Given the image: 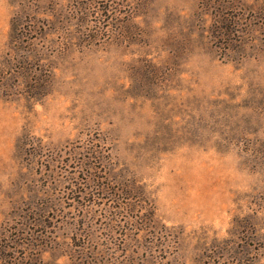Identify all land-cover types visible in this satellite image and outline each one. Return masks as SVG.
Segmentation results:
<instances>
[{"label":"rangeland","instance_id":"1","mask_svg":"<svg viewBox=\"0 0 264 264\" xmlns=\"http://www.w3.org/2000/svg\"><path fill=\"white\" fill-rule=\"evenodd\" d=\"M0 264H264V0H0Z\"/></svg>","mask_w":264,"mask_h":264},{"label":"trees","instance_id":"2","mask_svg":"<svg viewBox=\"0 0 264 264\" xmlns=\"http://www.w3.org/2000/svg\"><path fill=\"white\" fill-rule=\"evenodd\" d=\"M13 29H15V25H14V27H13V24H12L11 30L13 31Z\"/></svg>","mask_w":264,"mask_h":264}]
</instances>
